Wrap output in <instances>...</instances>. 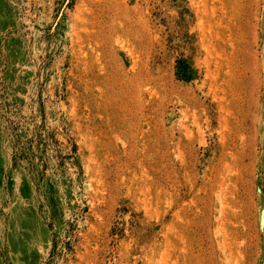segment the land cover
<instances>
[{
    "label": "rangeland",
    "instance_id": "1",
    "mask_svg": "<svg viewBox=\"0 0 264 264\" xmlns=\"http://www.w3.org/2000/svg\"><path fill=\"white\" fill-rule=\"evenodd\" d=\"M0 264H264V0H0Z\"/></svg>",
    "mask_w": 264,
    "mask_h": 264
}]
</instances>
